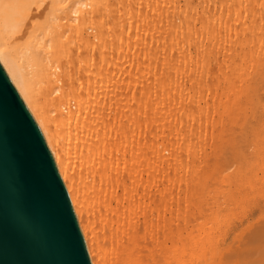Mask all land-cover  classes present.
Returning a JSON list of instances; mask_svg holds the SVG:
<instances>
[{
  "label": "bare ground",
  "instance_id": "bare-ground-1",
  "mask_svg": "<svg viewBox=\"0 0 264 264\" xmlns=\"http://www.w3.org/2000/svg\"><path fill=\"white\" fill-rule=\"evenodd\" d=\"M0 64L91 264H264V0H0Z\"/></svg>",
  "mask_w": 264,
  "mask_h": 264
},
{
  "label": "water",
  "instance_id": "water-1",
  "mask_svg": "<svg viewBox=\"0 0 264 264\" xmlns=\"http://www.w3.org/2000/svg\"><path fill=\"white\" fill-rule=\"evenodd\" d=\"M0 264H91L44 139L1 64Z\"/></svg>",
  "mask_w": 264,
  "mask_h": 264
}]
</instances>
